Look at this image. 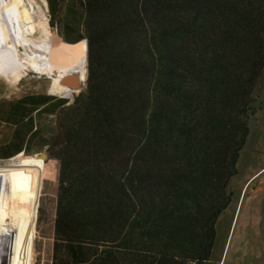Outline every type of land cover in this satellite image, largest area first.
Instances as JSON below:
<instances>
[{
	"label": "trees",
	"instance_id": "trees-1",
	"mask_svg": "<svg viewBox=\"0 0 264 264\" xmlns=\"http://www.w3.org/2000/svg\"><path fill=\"white\" fill-rule=\"evenodd\" d=\"M62 1L48 0L53 27ZM79 3L84 18L70 8L60 21L66 42H88V84L59 120L53 264H207L255 113L264 0ZM28 101L48 102L23 99L19 118ZM17 139L0 157L22 151ZM43 174L41 164L22 174V190L32 184L24 264ZM4 185L0 169L10 205Z\"/></svg>",
	"mask_w": 264,
	"mask_h": 264
},
{
	"label": "rangeland",
	"instance_id": "rangeland-1",
	"mask_svg": "<svg viewBox=\"0 0 264 264\" xmlns=\"http://www.w3.org/2000/svg\"><path fill=\"white\" fill-rule=\"evenodd\" d=\"M35 1L47 10L52 31L55 36L61 38V43L65 45H76L81 42L76 44L66 42L62 36L63 23L60 22H65V19L69 15H73L70 8L76 9L78 12L77 15L84 18V12L82 11L79 0L62 1V11L58 14L59 22L54 27L52 25L53 15L48 0L47 9L42 0ZM51 83L52 80L50 78L32 72L26 75L17 86L9 85L6 80H0V154L4 152V148H13L11 147L12 143L18 141L19 134H23L25 137L23 149L20 153L9 158L0 157V169L3 170L5 178L3 201L5 200V195L11 196L13 194L14 196L13 203L10 205L0 201V218L2 217L0 233L5 235L3 247L2 240H0V264H3V262L4 264H24V253L29 239L26 233L21 230V225L30 218L32 184L28 182L23 191L22 174L25 167L36 164L42 165V173L44 166V174L41 184L42 188L40 187L39 190V196L41 192V207L35 252V237L33 240V248L30 252L31 264H53L54 225L60 175V161L54 157V153L56 147L62 144L61 141H58V136L62 135L59 120L64 110L72 106L76 98L86 91L88 73L85 80H83V87L75 90L76 92L70 98L51 94L49 90ZM31 97L38 98L40 102L47 100L51 101V103L47 106H43L44 104L35 106V102L28 101L26 117L19 118L17 116L19 112L16 107H18L20 101ZM252 98L254 100L253 106L255 113L250 117V134L245 147L241 151L238 163V174L232 179L229 191L230 194L232 192L236 195L241 185H244L245 182L252 178L246 189L250 185L251 187L249 188L248 194H246L244 205L242 206L241 204L238 210V216L230 235L229 226L231 220L229 221V217L233 212V207L228 208L221 216V221L219 220L217 243L212 259H220L226 247L223 264L226 260L228 262L227 264H230V261L235 259V257L239 259L243 256L246 257L245 259L248 262L261 263L264 261V253L258 244L255 243L256 233L251 234L250 232L249 234L246 230L247 215L249 212L252 214V221L255 220V216L257 214L259 215L261 211L264 213V192L260 193L256 200L251 201L249 199L255 188L261 185L264 187V77L258 88L256 86ZM32 132L34 133L32 134ZM44 151H48L50 155L44 161L41 158H37L38 160L35 159L19 165L8 162V160L17 161L28 156L38 155ZM257 247L258 252L256 254ZM207 264H215V262L209 261Z\"/></svg>",
	"mask_w": 264,
	"mask_h": 264
},
{
	"label": "bare ground",
	"instance_id": "bare-ground-1",
	"mask_svg": "<svg viewBox=\"0 0 264 264\" xmlns=\"http://www.w3.org/2000/svg\"><path fill=\"white\" fill-rule=\"evenodd\" d=\"M42 2L47 9V0ZM60 39L52 31L47 10L37 1L3 0L0 3V80L17 86L30 72L36 73L52 80L51 94L70 98L76 91L63 85L61 80L64 75L76 72L85 80L88 46L86 40L68 46ZM37 158L43 161V157L33 155L8 162L19 165ZM0 240L3 247L5 235L0 233Z\"/></svg>",
	"mask_w": 264,
	"mask_h": 264
},
{
	"label": "crops",
	"instance_id": "crops-1",
	"mask_svg": "<svg viewBox=\"0 0 264 264\" xmlns=\"http://www.w3.org/2000/svg\"><path fill=\"white\" fill-rule=\"evenodd\" d=\"M264 75V71L261 73V76L258 80V83H257V88L259 86V84H261V81L263 80V76ZM252 179V178H251ZM251 179H249L247 182H245L244 185H241V187L238 189V192L235 194H233L231 192V196H232V202L230 204V206L228 208H230L231 206L233 207L232 210V214L230 215L229 217V221L231 220L230 222V226H229V235L231 233V230L236 222V219H237V216H238V210L242 204V206L244 205V202L246 200V194H248V191H249V188L251 187V185L249 186V188L246 189V187L248 186L249 182L251 181ZM264 192V187L261 185L260 187H257L253 190V194L249 197V199L252 201V200H256L259 196L260 193ZM245 195V196H244ZM243 201V203H242ZM261 211V210H260ZM241 213L242 211L240 212V215H239V220H240V217H241ZM248 217V221H247V226H246V230L248 231V233L250 234H253L254 232L256 233V241L255 243L258 244V246L260 247L261 251L264 253V213H262V211L260 212V214L256 215L255 216V220L252 221V214H249L247 215ZM221 218V217H220ZM220 220V219H219ZM238 220V222H239ZM221 221V220H220ZM220 221L218 222L217 224V229H218V226L220 224ZM254 233V234H255ZM216 243H217V236H216V241H215V245H214V248H213V252H212V255H211V262H215V264H218V260L219 261V264H223V261H224V258H225V251H226V247L224 248V251L219 258H217L216 260H213V255H214V251H215V247H216ZM258 252V247L256 248V254ZM246 257H240L239 259H233L230 261V264H264V261L261 262V263H253V262H248L246 261L245 259ZM264 259V258H263ZM227 260L225 261L224 264H227Z\"/></svg>",
	"mask_w": 264,
	"mask_h": 264
},
{
	"label": "water",
	"instance_id": "water-1",
	"mask_svg": "<svg viewBox=\"0 0 264 264\" xmlns=\"http://www.w3.org/2000/svg\"><path fill=\"white\" fill-rule=\"evenodd\" d=\"M87 42V40H86ZM88 46V42H87ZM88 73V71H87ZM61 83L65 86H67L71 90H77L81 89L83 87V79L81 78V75L76 73L69 74L67 76H64L61 80ZM58 141L63 142V136L59 135L58 136ZM41 157L46 158V154L43 152Z\"/></svg>",
	"mask_w": 264,
	"mask_h": 264
},
{
	"label": "flooded vegetation",
	"instance_id": "flooded-vegetation-1",
	"mask_svg": "<svg viewBox=\"0 0 264 264\" xmlns=\"http://www.w3.org/2000/svg\"><path fill=\"white\" fill-rule=\"evenodd\" d=\"M68 46H69V45H68ZM67 75H68V74H67ZM64 76H65V75H64ZM64 76H63V77H64ZM50 103H51V101H48V102H47V103H45L43 106L50 105ZM33 133H34V132H32V134H33ZM42 153H43V152H41V153H40V154H38V155H39V156H41V155H42ZM44 153L46 154V158H43V161H44V160H47V159L49 158V156H50L48 151H44Z\"/></svg>",
	"mask_w": 264,
	"mask_h": 264
},
{
	"label": "snow or ice",
	"instance_id": "snow-or-ice-1",
	"mask_svg": "<svg viewBox=\"0 0 264 264\" xmlns=\"http://www.w3.org/2000/svg\"><path fill=\"white\" fill-rule=\"evenodd\" d=\"M3 2V0H0V3H2ZM25 163H28L27 161H25Z\"/></svg>",
	"mask_w": 264,
	"mask_h": 264
}]
</instances>
